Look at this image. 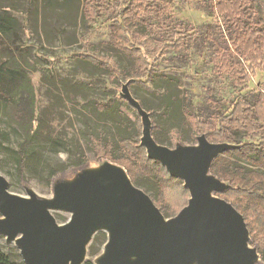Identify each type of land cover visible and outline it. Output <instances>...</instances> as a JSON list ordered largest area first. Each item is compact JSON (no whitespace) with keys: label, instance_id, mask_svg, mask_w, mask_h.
<instances>
[{"label":"trees","instance_id":"1","mask_svg":"<svg viewBox=\"0 0 264 264\" xmlns=\"http://www.w3.org/2000/svg\"><path fill=\"white\" fill-rule=\"evenodd\" d=\"M196 1L202 8L209 5L219 27V39L213 40L215 69L243 85V91L221 115L206 118L200 110L187 112L176 94L180 80L156 69L167 49L178 52L197 35L195 27L176 21L169 0H0V105L5 116L25 131L26 140L16 159L24 180L27 145L44 132L47 119V110L36 101L30 76L36 58L43 49L57 44L74 48L78 27L87 30L92 22L109 17L110 43L123 64L87 53L79 54L80 60L108 72L119 90L128 84L132 97L150 114L152 136L160 145L174 148L177 138L186 145L195 144L207 130L208 141L236 146L215 159L210 169L219 180L230 184V189L217 196L243 215L252 245L264 261V93L257 94L254 102L246 96L250 74L264 75V19L258 0ZM137 90L152 96L157 105H147ZM89 107L92 116L83 122L82 135L94 157L125 169L132 184L152 199L166 219L176 217L177 211L188 205L190 193L183 181L171 177L146 155L140 142V115L118 93L107 103L94 101ZM124 109L134 114L135 121ZM184 119L190 121L191 130L182 127ZM238 132L244 133L246 141L235 142L233 137ZM46 141L66 147L51 136ZM74 158L69 168L82 170L87 166L82 147L76 149ZM0 264L24 263L12 260L0 246Z\"/></svg>","mask_w":264,"mask_h":264},{"label":"water","instance_id":"2","mask_svg":"<svg viewBox=\"0 0 264 264\" xmlns=\"http://www.w3.org/2000/svg\"><path fill=\"white\" fill-rule=\"evenodd\" d=\"M122 91L141 117L146 155L183 181L188 205L166 219L127 171L110 162L105 170H86L81 180L56 191L49 207L71 216L59 226L49 207L17 197L0 175V237L18 247L24 264H84L87 247L100 231L108 240L97 264H199L205 248V264H253L260 253L249 246L243 215L217 196L231 186L210 169L236 146L212 143L204 135L195 147L162 146L152 136L150 114L132 97L128 84Z\"/></svg>","mask_w":264,"mask_h":264},{"label":"rangeland","instance_id":"3","mask_svg":"<svg viewBox=\"0 0 264 264\" xmlns=\"http://www.w3.org/2000/svg\"><path fill=\"white\" fill-rule=\"evenodd\" d=\"M169 1L176 21L195 27L197 35L178 52L167 49L163 60L156 63V69L180 80L181 86L176 94L184 102L187 112L194 114L196 110H200L206 118L221 115L243 91V85L233 83L227 76L220 75L214 67L216 55L213 40H218L220 33L216 18L209 5L202 8L196 0ZM258 1L261 17L264 19V0ZM110 25L111 20L106 16L92 22L87 30L78 27L76 31L78 43L74 48L61 47L57 44L55 47L43 49L41 57L36 58L35 71H31L30 76L35 88L36 101L41 109L47 110V119L44 132L27 145L29 156L24 170V180L18 173L16 159L19 158L26 140L25 131L5 116L3 106L0 105V175L7 180L13 194L31 198L49 207L56 196V191L81 180L86 170L103 171L110 166L111 161L98 160L88 148L82 135L83 122L91 120L90 102L107 103L109 97L116 93L118 97L122 96L123 91L113 85L108 72H102L83 63L79 57V54L83 53L95 54L109 57L119 65L123 64L120 53L114 50L110 43ZM208 34L212 38L208 37ZM250 77V90L246 96L249 102H254L257 94L264 93V75L257 72L250 74ZM137 94L147 105H157V101L147 93L137 90ZM124 112L135 121L130 110L124 109ZM182 127L190 130L192 128L187 119L182 121ZM203 135L206 138L208 131L205 130ZM48 136L66 147L51 145L46 141ZM233 138L236 143L246 141L244 133L240 132ZM174 141V150L198 145V142L186 145L178 138ZM79 147L83 148L88 164L82 170H74L69 168V165L75 160V151ZM62 169L65 171L59 172ZM55 171H58L57 174L49 181ZM48 209L59 226L69 222L71 218L69 213L51 207ZM181 210H178L177 214ZM249 239L250 248H256L252 245L251 237ZM107 240L106 232H98L87 247L85 263L97 264ZM0 246L12 260H21L20 250L14 243L8 244L4 237H0ZM253 264H264V261L259 256Z\"/></svg>","mask_w":264,"mask_h":264},{"label":"bare ground","instance_id":"4","mask_svg":"<svg viewBox=\"0 0 264 264\" xmlns=\"http://www.w3.org/2000/svg\"><path fill=\"white\" fill-rule=\"evenodd\" d=\"M96 168H97V167H96ZM92 172H94V170H93ZM16 196H17V195H16ZM17 197H18V196H17ZM19 198H20V197H19ZM201 255H202V256H201V259H200V263H199V264H205L206 259H207V250H206V248L203 249Z\"/></svg>","mask_w":264,"mask_h":264}]
</instances>
